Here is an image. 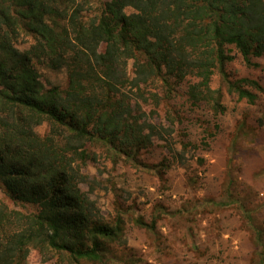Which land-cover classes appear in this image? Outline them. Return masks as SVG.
<instances>
[{
  "label": "trees",
  "instance_id": "1",
  "mask_svg": "<svg viewBox=\"0 0 264 264\" xmlns=\"http://www.w3.org/2000/svg\"><path fill=\"white\" fill-rule=\"evenodd\" d=\"M90 9V0H0V187L34 207L13 209L0 198V264H26L31 250L61 264L103 263L124 240L122 212L104 216L88 167L100 150L136 164L165 138L126 89L194 77L189 100L215 114L226 110L223 90L211 87L216 70L240 99L254 103L264 92L227 69L237 53L247 65L264 57V0H99L93 16ZM22 37L32 39L29 48H20ZM39 64L65 70L67 85L46 87ZM155 222L135 218L150 229Z\"/></svg>",
  "mask_w": 264,
  "mask_h": 264
},
{
  "label": "rangeland",
  "instance_id": "2",
  "mask_svg": "<svg viewBox=\"0 0 264 264\" xmlns=\"http://www.w3.org/2000/svg\"><path fill=\"white\" fill-rule=\"evenodd\" d=\"M90 4L93 16L99 0ZM31 43L30 37H22L19 46L26 49ZM254 60L258 65H247L237 53L227 65L231 78L249 77L264 86V57ZM38 70L46 87L67 85L65 70L41 64ZM196 80L188 77L167 86L157 79L126 89L133 93V105L153 118L165 138L142 149L136 164L115 163L99 151L100 161L87 171L99 183L95 196L104 216L114 218L121 210L125 237L103 263H73L66 257L64 264H259L258 254L264 258V92L250 87L258 99H240L216 70L211 87L223 90L226 110L215 114L205 103L189 100V85ZM38 131L44 134L47 125ZM0 198L10 208L34 210L14 203L1 187ZM138 216L149 223L156 220L155 227L137 225ZM61 262L58 257L44 260L31 250L26 264Z\"/></svg>",
  "mask_w": 264,
  "mask_h": 264
}]
</instances>
